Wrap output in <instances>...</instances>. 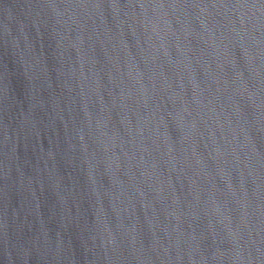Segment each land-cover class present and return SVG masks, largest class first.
I'll return each mask as SVG.
<instances>
[{
  "label": "water",
  "instance_id": "95a60500",
  "mask_svg": "<svg viewBox=\"0 0 264 264\" xmlns=\"http://www.w3.org/2000/svg\"><path fill=\"white\" fill-rule=\"evenodd\" d=\"M0 264H264V0H0Z\"/></svg>",
  "mask_w": 264,
  "mask_h": 264
}]
</instances>
